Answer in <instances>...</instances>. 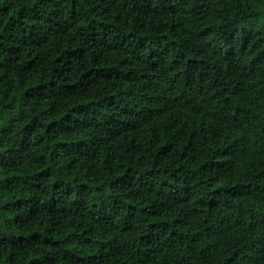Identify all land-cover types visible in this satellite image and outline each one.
Segmentation results:
<instances>
[{"label": "trees", "instance_id": "16d2710c", "mask_svg": "<svg viewBox=\"0 0 264 264\" xmlns=\"http://www.w3.org/2000/svg\"><path fill=\"white\" fill-rule=\"evenodd\" d=\"M0 264H264V0H0Z\"/></svg>", "mask_w": 264, "mask_h": 264}]
</instances>
